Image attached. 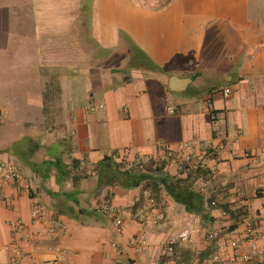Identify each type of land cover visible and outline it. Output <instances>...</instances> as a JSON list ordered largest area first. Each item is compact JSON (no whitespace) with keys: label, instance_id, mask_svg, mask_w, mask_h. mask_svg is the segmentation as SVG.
<instances>
[{"label":"crops","instance_id":"1","mask_svg":"<svg viewBox=\"0 0 264 264\" xmlns=\"http://www.w3.org/2000/svg\"><path fill=\"white\" fill-rule=\"evenodd\" d=\"M0 161L25 177L0 264H264L245 234L264 223V0H0ZM229 227L249 261L207 237Z\"/></svg>","mask_w":264,"mask_h":264},{"label":"built area","instance_id":"2","mask_svg":"<svg viewBox=\"0 0 264 264\" xmlns=\"http://www.w3.org/2000/svg\"><path fill=\"white\" fill-rule=\"evenodd\" d=\"M225 94H230L231 90L230 88H225L224 90ZM210 106H212V103H210ZM173 111V109H172ZM216 118V115H212V119L214 120ZM185 145V144H184ZM167 156H174V153L172 150H168L166 152ZM185 164H188L190 162V157L186 156L184 158ZM24 173L22 169L13 162L8 161H0V201L4 202L6 206L12 207L13 201L16 195V192L20 191V189L23 187L24 184ZM261 197H262V204L264 205V189L260 191ZM152 204H156V200L154 197H151L150 199ZM211 204H215V202H211ZM160 210V208H158ZM164 209V206L163 208ZM158 210V211H159ZM234 210H237L235 207ZM47 213V208L44 204L41 202H33L30 207V216L33 221V223H39L44 222L45 217ZM158 213V212H157ZM156 213V214H157ZM225 213H229L225 210ZM151 214L149 211H144L139 215L141 217V222H147V220H151L152 223H157L155 220L156 217L163 218V211H160L158 215ZM242 214L241 216H243ZM49 223L53 224V227L50 229L52 231L50 232H56L58 229L62 228L61 222H58V220H50ZM246 229L245 234L247 240L250 242L251 247L254 250H259L258 242L262 239H264V223L261 227H256L254 223L247 219L245 221ZM10 225L12 226L13 233H21L25 237H29V232L26 228L25 222L21 218H17L14 221H10ZM115 227L118 232H122V230L125 227V222L122 215H117L115 217ZM189 235V231L185 230L182 233L179 234L178 238L181 239H187ZM207 237L209 239H215L217 242V247L220 252H222L225 256H230L231 254L235 259L241 260V261H249L251 259L250 255L243 254L240 251V245H241V237L239 236L238 230L236 228H227L222 230H210L207 233ZM147 240V235L142 234L140 237L137 238H131L130 244H132L135 247L144 248V245ZM177 242L176 237L170 238L166 242V252L169 254L174 253L175 244ZM63 256L56 257L55 259H50L45 262V264H61ZM221 258L220 253H214L212 258L210 260H213V263L219 262ZM11 264H23L19 260H13ZM154 264H168V262L163 263H154ZM171 264H176L175 262H171ZM195 264H211L208 260H205L203 262H198Z\"/></svg>","mask_w":264,"mask_h":264},{"label":"trees","instance_id":"3","mask_svg":"<svg viewBox=\"0 0 264 264\" xmlns=\"http://www.w3.org/2000/svg\"><path fill=\"white\" fill-rule=\"evenodd\" d=\"M132 51H136L137 54L134 57H132L131 65H133V64L135 65V63L137 64V62L138 63H143L144 60H145V62H149L150 61L149 57L147 55H145V53L142 52V50L132 46ZM160 178H161L160 181H162V183H167L168 184V179H165L163 177H160ZM224 210L230 212L232 217H237V214L231 212L227 207H224Z\"/></svg>","mask_w":264,"mask_h":264},{"label":"rangeland","instance_id":"4","mask_svg":"<svg viewBox=\"0 0 264 264\" xmlns=\"http://www.w3.org/2000/svg\"><path fill=\"white\" fill-rule=\"evenodd\" d=\"M83 13H84V14H86V13H87V9H84V10H83ZM70 31L74 33L73 29H72V30H70ZM73 33H72V34H73ZM68 41L70 42V40H69V39H68Z\"/></svg>","mask_w":264,"mask_h":264},{"label":"water","instance_id":"5","mask_svg":"<svg viewBox=\"0 0 264 264\" xmlns=\"http://www.w3.org/2000/svg\"><path fill=\"white\" fill-rule=\"evenodd\" d=\"M173 83L176 81V78H172Z\"/></svg>","mask_w":264,"mask_h":264}]
</instances>
